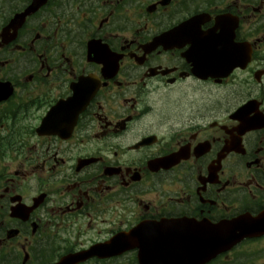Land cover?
Instances as JSON below:
<instances>
[{"label":"flooded vegetation","instance_id":"af4514ba","mask_svg":"<svg viewBox=\"0 0 264 264\" xmlns=\"http://www.w3.org/2000/svg\"><path fill=\"white\" fill-rule=\"evenodd\" d=\"M264 264V0H0V264Z\"/></svg>","mask_w":264,"mask_h":264},{"label":"water","instance_id":"95a60500","mask_svg":"<svg viewBox=\"0 0 264 264\" xmlns=\"http://www.w3.org/2000/svg\"><path fill=\"white\" fill-rule=\"evenodd\" d=\"M59 264H71V260L70 258H65Z\"/></svg>","mask_w":264,"mask_h":264}]
</instances>
